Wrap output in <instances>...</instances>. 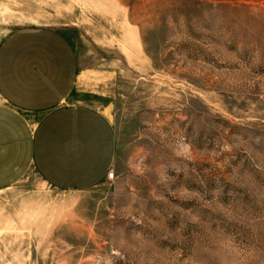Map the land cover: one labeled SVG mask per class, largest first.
<instances>
[{
  "label": "rangeland",
  "instance_id": "374dc122",
  "mask_svg": "<svg viewBox=\"0 0 264 264\" xmlns=\"http://www.w3.org/2000/svg\"><path fill=\"white\" fill-rule=\"evenodd\" d=\"M24 26L116 151L92 189L1 190L0 264H264V0H0V42Z\"/></svg>",
  "mask_w": 264,
  "mask_h": 264
},
{
  "label": "crops",
  "instance_id": "0c3cea01",
  "mask_svg": "<svg viewBox=\"0 0 264 264\" xmlns=\"http://www.w3.org/2000/svg\"><path fill=\"white\" fill-rule=\"evenodd\" d=\"M76 51L58 30L24 26L0 42V191L32 172L56 191L106 180L116 133L73 96Z\"/></svg>",
  "mask_w": 264,
  "mask_h": 264
},
{
  "label": "built area",
  "instance_id": "2783aa9c",
  "mask_svg": "<svg viewBox=\"0 0 264 264\" xmlns=\"http://www.w3.org/2000/svg\"><path fill=\"white\" fill-rule=\"evenodd\" d=\"M114 178V174L112 172H110L107 176L108 180H112Z\"/></svg>",
  "mask_w": 264,
  "mask_h": 264
}]
</instances>
